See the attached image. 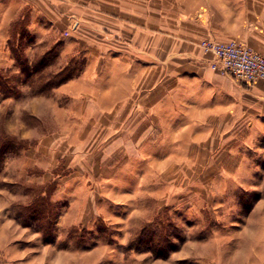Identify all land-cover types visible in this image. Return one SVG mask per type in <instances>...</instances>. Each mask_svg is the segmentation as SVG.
<instances>
[{"label": "rangeland", "instance_id": "rangeland-1", "mask_svg": "<svg viewBox=\"0 0 264 264\" xmlns=\"http://www.w3.org/2000/svg\"><path fill=\"white\" fill-rule=\"evenodd\" d=\"M44 56L37 72L0 70L12 81L0 83L12 97L0 93V264H264V132L242 139L165 115L163 130L120 128L110 150L108 116L53 108L82 61L62 69L50 51L33 64ZM63 132L64 147L47 149ZM93 133L106 141L89 152L80 140Z\"/></svg>", "mask_w": 264, "mask_h": 264}, {"label": "crops", "instance_id": "crops-1", "mask_svg": "<svg viewBox=\"0 0 264 264\" xmlns=\"http://www.w3.org/2000/svg\"><path fill=\"white\" fill-rule=\"evenodd\" d=\"M21 30L29 40L19 45ZM207 39L237 40L264 55V0H0V70L16 68V48L29 65L50 51L62 69L80 59L82 70L54 90L53 108L108 116L100 131H109L110 150L120 128L163 130L165 115L203 116L208 129L242 139L264 132V82L246 85L213 71L199 46ZM100 133L80 140L89 152L106 141ZM129 142L137 157L135 139ZM58 143L64 147V132L45 145Z\"/></svg>", "mask_w": 264, "mask_h": 264}, {"label": "built area", "instance_id": "built-area-1", "mask_svg": "<svg viewBox=\"0 0 264 264\" xmlns=\"http://www.w3.org/2000/svg\"><path fill=\"white\" fill-rule=\"evenodd\" d=\"M200 48L211 55L210 68L234 81L252 85L264 82V55L244 43L232 40L216 42L203 40Z\"/></svg>", "mask_w": 264, "mask_h": 264}, {"label": "trees", "instance_id": "trees-1", "mask_svg": "<svg viewBox=\"0 0 264 264\" xmlns=\"http://www.w3.org/2000/svg\"><path fill=\"white\" fill-rule=\"evenodd\" d=\"M23 30H21V32H20V36H19V45H22V38H23V33H24V31L22 32ZM20 49H13L12 50V54H13V57H14V59H15V62L16 63H18V65L20 64V66L22 67L21 68V71H23V69H27V68H29V69H33L34 70V72H37L38 71V67H36V64H38V63H42V65L45 67H47V64H46V58L47 57H45L44 56V58H40V62L38 61V62H35L34 64H33V62H32V64L31 65H29L28 64V62H27V60H25L24 59V61H22L21 59H20V57H19V53H20V51H19ZM41 65V64H40ZM20 68V67H19ZM31 72H33L32 70H31ZM3 81V83H10V82H12L10 79H8L6 76L5 77H3L2 76V74H0V83ZM2 83V84H3ZM61 83H63V81L61 82ZM60 83V84H61ZM59 84V85H60ZM2 92V91H1ZM0 92V93H1ZM1 94H4L3 92L1 93ZM14 93L12 92V95H13ZM4 96L5 97H8V96H11V93H9V95H5L4 94Z\"/></svg>", "mask_w": 264, "mask_h": 264}]
</instances>
